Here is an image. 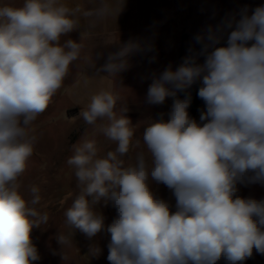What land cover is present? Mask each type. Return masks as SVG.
I'll list each match as a JSON object with an SVG mask.
<instances>
[{
  "label": "clouds",
  "instance_id": "1",
  "mask_svg": "<svg viewBox=\"0 0 264 264\" xmlns=\"http://www.w3.org/2000/svg\"><path fill=\"white\" fill-rule=\"evenodd\" d=\"M72 10L58 0H24L22 6H0V264H33L40 259L31 237L48 222L20 193L19 178L33 154L29 126L62 87L82 45L61 38L77 29ZM228 27H232L229 24ZM209 28L195 37L203 45L175 70L169 65L149 85L146 102L163 105L173 97L169 119L146 126L143 152L134 165L122 157L133 146L134 127L126 109L117 116L118 97L100 91L81 115L86 124L107 120L99 131L116 143L100 155L95 139H85L67 164L75 169L81 193L66 210L67 223L89 238L110 235L111 264H242L253 250L264 254V201L236 196L237 184L264 183V6L235 23L226 46ZM251 42V43H250ZM139 49L135 41L109 55L102 70L118 75ZM211 49V51H209ZM204 55L203 63H198ZM197 82L205 103L200 122L188 112ZM186 92L184 99L177 94ZM139 141H137V144ZM163 184L175 197L170 203L153 191ZM103 202L117 211L110 225L96 211ZM59 244L70 238L58 235ZM95 248L92 255H97Z\"/></svg>",
  "mask_w": 264,
  "mask_h": 264
},
{
  "label": "rangeland",
  "instance_id": "2",
  "mask_svg": "<svg viewBox=\"0 0 264 264\" xmlns=\"http://www.w3.org/2000/svg\"><path fill=\"white\" fill-rule=\"evenodd\" d=\"M20 2L0 0V6L19 7ZM67 39L82 45L80 56L70 65L62 87L52 97L47 109L29 126V135L35 136L36 142L27 169L18 180L19 191L28 201L32 198L31 187L37 186L40 189V202L30 206L40 213L46 212L49 217L46 224L32 230V241L40 255V259L33 264H111L107 259L110 235L101 232L89 238L79 229L74 230L67 223L65 216L66 210L81 193L75 169L67 164V160L74 154L75 147L85 139H95L101 156L117 147L115 142L98 130L100 125L108 123L107 120H98L96 125H89L85 123L81 113L86 110L93 95L100 91H111L118 97L114 109L117 116L121 114L122 109H126V115L134 127L133 146L121 159L126 167L134 165L137 154L143 152L150 168L151 155L143 142L144 129L153 121L169 119L168 113L174 98H166L163 105H150L146 102V97L153 79L144 81L143 78L141 81L134 75L138 73L137 69L127 68L118 75L103 71L102 67L108 62L109 55L117 53L105 39L80 41L68 33L61 38V43ZM187 56L188 54L183 52V59ZM204 59L205 56L201 55V60L197 62L203 63ZM197 84L199 82L193 86ZM177 98L183 99L182 92L177 94ZM198 108L194 117L189 112L190 107L188 112L193 119L197 118L199 123L201 112L206 110L204 101L200 102ZM151 187L156 195L168 201L175 211V197L171 190L154 181L151 182ZM235 195L264 201V183L237 184ZM96 211L104 216L105 225H110L117 215L111 204L104 205L103 202L96 207ZM58 235L68 236L70 243L61 246ZM95 248L100 251L97 255H92ZM217 264H228V261L222 258ZM242 264H264V254L257 253L254 249L253 255Z\"/></svg>",
  "mask_w": 264,
  "mask_h": 264
},
{
  "label": "crops",
  "instance_id": "3",
  "mask_svg": "<svg viewBox=\"0 0 264 264\" xmlns=\"http://www.w3.org/2000/svg\"><path fill=\"white\" fill-rule=\"evenodd\" d=\"M22 6L24 0H20ZM76 12L77 29L69 35L77 40L105 39L115 52L130 41L139 49L128 57V68L141 81L151 80L171 65L176 69L188 55L202 51L195 37L212 28L228 35L244 14L251 16L264 0H58ZM232 24V27H228ZM226 40V41H225ZM251 43V42H250ZM198 60H201L199 55ZM201 108V107H200ZM199 109V108H198ZM197 119V118H196ZM195 119V120H196Z\"/></svg>",
  "mask_w": 264,
  "mask_h": 264
},
{
  "label": "trees",
  "instance_id": "4",
  "mask_svg": "<svg viewBox=\"0 0 264 264\" xmlns=\"http://www.w3.org/2000/svg\"><path fill=\"white\" fill-rule=\"evenodd\" d=\"M200 85L197 84L196 86H192L188 92H190L191 94V104H190V108H198L200 102H202L203 100L199 98V96L197 95L198 93V89H199ZM187 95L186 92H182V97L183 99L185 98V96Z\"/></svg>",
  "mask_w": 264,
  "mask_h": 264
},
{
  "label": "water",
  "instance_id": "5",
  "mask_svg": "<svg viewBox=\"0 0 264 264\" xmlns=\"http://www.w3.org/2000/svg\"><path fill=\"white\" fill-rule=\"evenodd\" d=\"M197 110H198V108H190L189 109V112H190L192 117H194V115H196Z\"/></svg>",
  "mask_w": 264,
  "mask_h": 264
}]
</instances>
